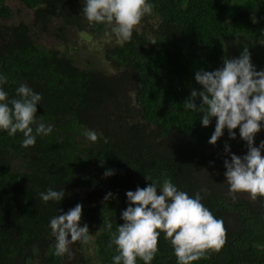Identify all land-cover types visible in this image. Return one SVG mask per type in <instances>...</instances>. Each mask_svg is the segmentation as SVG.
Wrapping results in <instances>:
<instances>
[{"label": "trees", "instance_id": "1", "mask_svg": "<svg viewBox=\"0 0 264 264\" xmlns=\"http://www.w3.org/2000/svg\"><path fill=\"white\" fill-rule=\"evenodd\" d=\"M13 1L0 0V75L8 77L2 87L10 98H18L21 84L41 94L36 119L53 131L24 148L22 133L0 129V264H113L119 253L108 245L124 223L126 192L151 181L159 188L165 180L190 197L199 191L205 207L224 221L220 252L192 264H264V197L239 192L233 200L224 175V160L231 158L225 145L238 156L248 150L239 126L235 139L225 128L213 145L217 118L203 126L202 113L184 108L191 91L202 90L195 73L222 67L245 46L256 70H264V0H148L153 13L133 29L130 42L110 29L106 35L102 24L90 25L85 0H18L16 9ZM69 29L91 42L111 40L103 55L112 72L88 61L79 65L65 48ZM44 33L59 45L44 46ZM260 123L256 147L264 141ZM85 130L96 131L97 141ZM109 169L113 174L105 176ZM49 188L64 189L65 196L45 203L40 193ZM77 203L92 238L71 244V258L55 256L50 220ZM137 264L144 261L137 257ZM150 264H178L163 232Z\"/></svg>", "mask_w": 264, "mask_h": 264}, {"label": "clouds", "instance_id": "2", "mask_svg": "<svg viewBox=\"0 0 264 264\" xmlns=\"http://www.w3.org/2000/svg\"><path fill=\"white\" fill-rule=\"evenodd\" d=\"M83 13L90 25H104L106 35L110 29L117 38L130 42L133 29L146 14L153 13V5L148 0H85ZM250 18L253 23L258 22L254 13ZM195 80L202 90L193 89L184 108L202 113L203 126H209L211 118H217L208 142L215 145L225 128L230 138L235 139L233 130L238 126L241 139L247 142L248 150L243 156L231 153L230 147L225 145V152L231 157L224 160L229 195L233 200L236 199L234 194L239 192L250 193L252 200L264 197V141L259 147L254 146L255 135L262 127L260 122L264 121V70H256L245 46L239 57L224 58L222 67L214 71H197ZM7 83L8 77L0 75V129L6 130L9 136L22 133L24 148L35 146L37 136H48L53 131L51 125L38 123L36 119L42 96L21 84L16 89L18 98H10L2 87ZM84 135L92 142L98 139L94 130H85ZM112 174V169L104 173L105 176ZM157 189L161 194H157ZM112 195L109 192L104 199ZM40 196L45 203L60 202L65 191L49 188ZM126 196L129 204L121 214L124 223L111 233L108 245L115 244L119 253L112 257L113 264H137V257L144 264H150L158 253L161 232L170 240L178 264H192L208 258L213 252L219 253L226 243L224 221L214 217L205 207L199 191L190 197L170 180H165L159 188L151 181L145 188L138 186L135 191H127ZM82 207L77 203L74 208L50 220L49 226L56 241L55 256L67 254L71 258V244L77 241L87 244L91 240L88 225L81 226L80 223ZM107 228L111 231L112 225L108 224Z\"/></svg>", "mask_w": 264, "mask_h": 264}, {"label": "rangeland", "instance_id": "3", "mask_svg": "<svg viewBox=\"0 0 264 264\" xmlns=\"http://www.w3.org/2000/svg\"><path fill=\"white\" fill-rule=\"evenodd\" d=\"M13 9L19 8L21 6L18 0L9 2ZM28 17L29 12L20 13V18ZM44 46H58L59 41L54 38L50 33H44L39 38ZM112 41H93L91 42L85 35L76 32L74 29H69L68 31V45L65 46L67 49H72L73 54L81 66H86V62L92 63L93 66H99L104 71L112 72V68L109 66L108 62L104 59L103 48L105 44H110ZM116 41H114L115 43ZM63 46V45H62ZM60 49H63L62 47Z\"/></svg>", "mask_w": 264, "mask_h": 264}]
</instances>
